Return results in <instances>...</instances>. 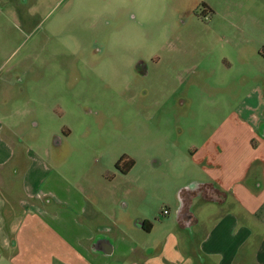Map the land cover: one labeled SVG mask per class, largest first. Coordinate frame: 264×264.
Returning a JSON list of instances; mask_svg holds the SVG:
<instances>
[{
  "label": "rangeland",
  "instance_id": "1",
  "mask_svg": "<svg viewBox=\"0 0 264 264\" xmlns=\"http://www.w3.org/2000/svg\"><path fill=\"white\" fill-rule=\"evenodd\" d=\"M0 119L17 150L50 151L55 183L86 200L75 225L135 247L114 263L179 248L207 264L190 254L218 219L251 224L264 201L217 192L264 155V0H0ZM211 137L226 153L207 170ZM183 197L200 224L182 227ZM36 206L68 208L52 195ZM15 253L0 249V264Z\"/></svg>",
  "mask_w": 264,
  "mask_h": 264
},
{
  "label": "crops",
  "instance_id": "2",
  "mask_svg": "<svg viewBox=\"0 0 264 264\" xmlns=\"http://www.w3.org/2000/svg\"><path fill=\"white\" fill-rule=\"evenodd\" d=\"M4 129L5 124L0 119V249L3 252L15 248L16 264H118L111 260L113 256L135 252V247L129 246L120 237L97 236V233L105 231L95 233L88 227L75 225L77 220L73 213L83 212L86 200L74 198L70 190L55 183L56 179L62 180V176L51 166L48 158L50 151L39 153L30 148L17 150L14 142L3 135ZM56 143L59 141L56 140ZM212 144L213 151L210 150ZM263 148L264 139L259 146V149ZM225 153L221 142L211 137L199 164L213 170L220 155ZM250 161L255 162L256 166L251 170L246 169L244 176L230 182L228 191L217 190L226 201L233 196L244 207L245 196L253 197L255 203L264 198V155L259 154ZM218 181L223 187L224 178L220 177ZM210 186L208 182L202 190L207 192ZM14 191L19 193L16 199ZM49 195L59 205L66 204L68 208L59 209L54 214L39 211L36 202ZM213 198L206 194L209 202L214 201ZM189 201L183 197L179 209L183 228L191 220L193 224H200L187 211ZM241 214L229 213L220 217L207 232L197 252L190 255H198L207 264L210 258L214 259L212 264H264V201L256 206L251 224L243 221ZM154 226L149 219H144L141 228L152 231ZM110 251L111 255L104 253ZM170 252L165 248L159 258L148 257L144 264H194L193 258L182 256L179 248Z\"/></svg>",
  "mask_w": 264,
  "mask_h": 264
},
{
  "label": "flooded vegetation",
  "instance_id": "3",
  "mask_svg": "<svg viewBox=\"0 0 264 264\" xmlns=\"http://www.w3.org/2000/svg\"><path fill=\"white\" fill-rule=\"evenodd\" d=\"M138 63L139 64H142V63H144L142 60L141 61H138ZM59 139V138H58ZM125 159H129L128 158V156L127 155H124L120 160H118V162H117V164H116V168H121V164H122V162L125 160ZM121 160H122V162H121ZM126 161V160H125ZM128 163H130V162H128Z\"/></svg>",
  "mask_w": 264,
  "mask_h": 264
},
{
  "label": "water",
  "instance_id": "4",
  "mask_svg": "<svg viewBox=\"0 0 264 264\" xmlns=\"http://www.w3.org/2000/svg\"><path fill=\"white\" fill-rule=\"evenodd\" d=\"M106 255H111L112 254V252L110 251V252H104Z\"/></svg>",
  "mask_w": 264,
  "mask_h": 264
},
{
  "label": "built area",
  "instance_id": "5",
  "mask_svg": "<svg viewBox=\"0 0 264 264\" xmlns=\"http://www.w3.org/2000/svg\"><path fill=\"white\" fill-rule=\"evenodd\" d=\"M168 213H169L168 210H165V211H164V214H165V215H167Z\"/></svg>",
  "mask_w": 264,
  "mask_h": 264
},
{
  "label": "trees",
  "instance_id": "6",
  "mask_svg": "<svg viewBox=\"0 0 264 264\" xmlns=\"http://www.w3.org/2000/svg\"><path fill=\"white\" fill-rule=\"evenodd\" d=\"M121 162H122V160H121ZM130 162H131V165L130 166H132L133 162L132 161H130Z\"/></svg>",
  "mask_w": 264,
  "mask_h": 264
}]
</instances>
